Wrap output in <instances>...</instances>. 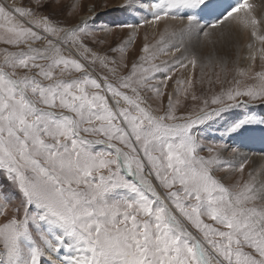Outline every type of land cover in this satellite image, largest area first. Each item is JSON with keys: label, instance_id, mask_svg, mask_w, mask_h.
<instances>
[{"label": "snow or ice", "instance_id": "snow-or-ice-1", "mask_svg": "<svg viewBox=\"0 0 264 264\" xmlns=\"http://www.w3.org/2000/svg\"><path fill=\"white\" fill-rule=\"evenodd\" d=\"M77 6L91 15H58ZM110 9L130 18L101 19ZM251 9L249 0L0 2V264H264V170L225 182L218 169L242 174L247 160L236 147L223 158L229 146L206 145L200 131L236 108L248 112L230 133L264 126L249 107L264 106V71L210 99L192 77L176 79L183 38L230 21L249 33L251 59L264 60L255 43L264 45V18ZM169 18L179 27L145 38L129 66L132 36ZM113 28L128 39L92 46ZM181 96L201 102L181 111Z\"/></svg>", "mask_w": 264, "mask_h": 264}, {"label": "rangeland", "instance_id": "rangeland-1", "mask_svg": "<svg viewBox=\"0 0 264 264\" xmlns=\"http://www.w3.org/2000/svg\"><path fill=\"white\" fill-rule=\"evenodd\" d=\"M9 1L10 3L13 2V0H9ZM116 1L117 0H77V4L79 5L82 2L84 5L90 6L93 3H96L97 7H100L103 4H115ZM119 1H120L119 4L124 2V0H119ZM16 2L19 3V0H16ZM65 3H71V0H65ZM44 11H48V9H45ZM114 11L116 15L118 14L116 16L118 18L117 22L125 21L130 18L128 14L122 12L119 9H110L107 13H102L100 18L105 21L107 20L109 21L110 20L109 18L112 17L113 15V14L110 15V12H114ZM88 12H89L88 7L81 8L77 6L74 10L68 9L62 13H58V15L62 17H67L69 22H71L76 17L83 16ZM145 27L146 26L139 28L138 32L132 36V43L128 44L127 47L125 48V59L128 61L129 66L131 62L133 61V59L135 58V56L138 54V51L141 45L145 42V38H147V35H149V32H146L147 30H145ZM218 35L219 34L215 35L216 39H218ZM155 38L156 37L153 35L149 36V38H147V42L152 43L155 41ZM127 39H128V36L125 31H121L115 28H113L108 33L98 31L92 37H90V40L99 41V43H96L92 46L95 47L96 49L104 50V51H106L110 46H115L116 44L120 43L122 40L126 41ZM213 41L206 42L203 45L207 47L208 52L215 54L214 56H212V58L208 59L207 62L202 61L200 58V55H201L200 52L202 50L204 52L205 50L203 48H200L193 53H188L187 54L188 59L185 61V63L187 64V67L185 69L189 68L187 77H192L194 79L195 92L198 97H201V98L208 97L210 99V97L214 93L219 92L221 88L233 87L235 80H239L241 84H243V83L249 82L248 78L251 75H253L255 72L264 71V60L260 59L259 52L256 53V59L255 60L251 59L250 64L247 67L243 68V66H241L240 64H237L240 58V53L237 52V50L235 49V46H233L234 45L233 43L229 44L228 46L219 47L220 49L217 48V50L215 51L216 49L215 47H217L220 43L214 44ZM255 43H256V46L258 47L257 49L264 47V45H260L259 42H255ZM193 57H196L197 59V63L195 67H193L189 63V61ZM117 59H119V54H117ZM93 67H95L96 71L100 73L101 75L105 74L104 70L100 68L98 65H93ZM124 71H127V69H124ZM181 71L182 70L178 69L176 79L182 80V79L187 78L185 76L180 77ZM241 71H243V74H241ZM174 87H175V80L172 81V83L169 85L166 91L171 92L173 91ZM181 100L183 102L181 111H185V109L191 110L193 108V105L199 104L201 102L200 100L195 101V102L191 101L190 98L187 101H183L182 96H181ZM164 103L166 106V103H167L166 97H165ZM153 107L158 109L161 107V105L157 101L156 103L153 104ZM249 107L252 108V114H254L257 119L260 118L261 116L260 114L264 115V113L262 112V110L264 109V106H260L259 104H256V105H249ZM247 112H248L247 108L232 109V110H229V113L222 114L219 118H213L212 120L207 121L205 125H201L200 126L201 136L206 137V139L204 140V143L206 145L214 143V142L226 143L229 146V151L224 154L223 158L225 159L231 157L232 147H236L238 150L244 149V146L246 147L247 143L241 144L243 137H247V139L250 140L259 132H264V126L255 125V124L252 126H249L245 131L239 132L238 135L235 133H230L228 131V127L232 121V118L238 114L247 113ZM205 131H207L208 134ZM229 136H231V139H229ZM238 136L240 137V139L238 138ZM253 144L255 145L254 142ZM251 150L249 151V154H248L249 156L248 155L243 156L246 158V159L244 158V160H247V164L245 165V169L242 174L234 169L227 170L223 166H221L218 169L216 174L218 176H222L225 182L227 183H230L240 178L246 179L248 177V173L252 172L251 171V163H252L251 156L253 157V155L256 156V154H262V155L264 154L261 148H259L257 151L254 149H251ZM201 154H206V149H205V152ZM236 161H237V167H238V163L243 162V160H240L239 157H236ZM7 211L9 215L13 214V209L11 206H9ZM2 220H3V217L0 216V221Z\"/></svg>", "mask_w": 264, "mask_h": 264}, {"label": "bare ground", "instance_id": "bare-ground-1", "mask_svg": "<svg viewBox=\"0 0 264 264\" xmlns=\"http://www.w3.org/2000/svg\"><path fill=\"white\" fill-rule=\"evenodd\" d=\"M0 2L6 3V4H11L9 0H0ZM119 2L120 1L117 0L115 2V4H119ZM229 2H231V0H229ZM249 3L252 5V9H251L252 14L257 19L264 18V0H249ZM115 11L110 12V15L113 14L112 17L109 18L111 21H117L118 20V18L116 17L118 14L116 15ZM85 15H91V12L89 11ZM85 15H83V16H85ZM139 15L142 16L143 14H139ZM119 20H120V18H119ZM165 26L168 27L169 31H171L173 28L179 27V20H172L169 18L166 21H161L159 29H157V27L155 25L146 26L145 30H147L146 32H149V35H147V38H149V36L153 35L156 37L155 40H158L159 39V32L163 31ZM216 34H219L218 39H216V37H215ZM222 34H223L224 39H221ZM176 39L179 41L181 38L179 36H177ZM200 39H202V40H200ZM213 40H215V41H213ZM183 41H184L185 46L188 49L187 54L193 53L200 48L205 49L204 52H203V50L200 52L201 53L200 58L202 61H205V62H207L208 59L212 58V56L215 55V54H212L211 52H208L207 47L203 46L206 42H209V41H213L214 44L220 43L217 47H215L216 48L215 51L217 50V48L220 49L219 47L228 46L229 44L233 43L234 44L233 46H235V49L237 50V52L240 53V58H239L237 64H240L241 66H243V68H245L251 62V51L252 50H250L247 46L249 43V33L247 31L242 30L240 28V26L235 21H230V22L226 23L223 28H216L214 30H211V35L209 37H204L203 35H200L199 38H197L196 36H193L191 38L184 37ZM256 48H258V47L256 46ZM226 50H228V49H226ZM227 53H229V52H227ZM188 70H189V68L183 69L181 71L180 77H183V76L187 77ZM262 112L264 113V109L262 110ZM260 115H262V114H260ZM239 136H238V138L240 139ZM252 137H253V135H252ZM251 139L249 140V139H247V137H243L241 144L247 143V145H246V147L244 146V149L239 150V153L242 156L248 155L249 151L251 149H254L256 151L259 148H261L262 150L264 149V132H259L258 134H256ZM253 142L255 143L256 146L253 144ZM251 162H252L251 163V171L253 173L260 172L261 170H264V154L263 155L262 154H256V156L253 155V157L251 156Z\"/></svg>", "mask_w": 264, "mask_h": 264}]
</instances>
